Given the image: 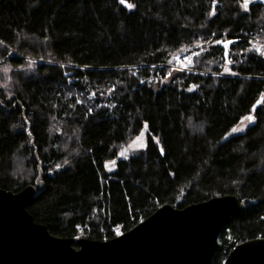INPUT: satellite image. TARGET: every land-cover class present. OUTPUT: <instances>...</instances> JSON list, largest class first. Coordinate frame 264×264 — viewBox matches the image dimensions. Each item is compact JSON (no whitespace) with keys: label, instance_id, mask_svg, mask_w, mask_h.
<instances>
[{"label":"trees","instance_id":"trees-1","mask_svg":"<svg viewBox=\"0 0 264 264\" xmlns=\"http://www.w3.org/2000/svg\"><path fill=\"white\" fill-rule=\"evenodd\" d=\"M127 3L0 0V188L20 191L41 172L44 189L27 207L34 221L59 238L98 241L165 204L234 195L241 214L213 256L223 264L235 245L264 238V103L252 113L264 99V57L247 51L248 41L264 45V4L243 12L218 0L209 17L212 0ZM217 40L237 42L231 65ZM202 43L200 73L168 76L176 54ZM225 66L237 75L220 76ZM250 114L255 123L222 141ZM145 122L146 147L127 151Z\"/></svg>","mask_w":264,"mask_h":264},{"label":"water","instance_id":"water-1","mask_svg":"<svg viewBox=\"0 0 264 264\" xmlns=\"http://www.w3.org/2000/svg\"><path fill=\"white\" fill-rule=\"evenodd\" d=\"M41 174L20 191L0 188V264H213L222 227L242 211L236 196H217L181 209L165 204L107 241L59 238L27 211L44 189ZM223 264H264V238L235 245Z\"/></svg>","mask_w":264,"mask_h":264},{"label":"snow or ice","instance_id":"snow-or-ice-1","mask_svg":"<svg viewBox=\"0 0 264 264\" xmlns=\"http://www.w3.org/2000/svg\"><path fill=\"white\" fill-rule=\"evenodd\" d=\"M119 2H120L121 4H126V6H127L129 9H131V8L134 7V5H132V4H128V3H127V0H119ZM254 2H255V0H237V5H238V7H239L243 12H248V11H250V5H251L252 3H254ZM260 2H261V3H264V0H260ZM217 3H218V0H212V10L208 13L209 17L216 15V5H217ZM212 35L215 36L216 34H215V33H212ZM225 35H227V33H225ZM235 43H237V42H236V41H233V40H217V41H216V44H220V45H222V47H223V50H224V52H223V56H224V59H225L226 62H227V65H231V64L233 63V61H232L231 59H228V57H229V55H230V53H229V46H230V45H233V44H235ZM248 43H249V44H252V41H248ZM0 45H4V42H3V41H0ZM196 47L202 49V45H200V44H197ZM202 50H203V49H202ZM247 51H249V52L254 51V52H255L256 54H258L259 56L264 57V45L253 46V48H249V49H247ZM200 54H201L200 52H195V53H193V55H195V56H199ZM177 59H179V58L177 57ZM185 59H186V61H187V64H191V63H192V58H191L190 56H189V57H186ZM34 63H35V61H29V62H28V67L31 68L32 65H33ZM185 67H187V65H185ZM181 70H183V69H181ZM4 71H5V73H7V72L9 71V69L6 68V69H4ZM224 73H227V74H230V75H237V73H236V72H233V71L231 70V68L228 67V66H225V67H224ZM65 75H68V73H65ZM171 75H172V72H169V73H168V76H171ZM140 82H141V83H144V81H140ZM3 87L6 88L7 85L5 84V85H3ZM197 87H199V86H198V85H193L192 87H190V88L188 89V91H193V90H194L195 88H197ZM109 91H110V92H111V91H114V89H110ZM94 96H95V93H92L91 96L89 97V99H92ZM10 98H11V97H9V99H10ZM77 103H82V101H77ZM262 103H264V99H262V100H258V101L256 102V104H254L253 107H252V113H255L257 105H260V104H262ZM88 112L91 114L92 109L89 108V109H88ZM244 120L248 121L249 124H253V123H255V121H256V116H255L254 114H250V115H247V116L243 117L241 122H243ZM147 127H148V125H147V123L145 122L144 128L147 129ZM242 131H244V128L234 127V128L232 129V132H233V133H238V132H242ZM157 143H159V141H157ZM139 147H140V148H143V147H145V145H144V144H140ZM162 151H163V150H162ZM120 154L123 155V153H120ZM64 163L67 164L68 161L65 160ZM113 163H114V162H113ZM58 167H59V166H58ZM105 167H107V165H105ZM109 170H111V169H109ZM117 234H118V235L121 234V233L119 232V230H117Z\"/></svg>","mask_w":264,"mask_h":264},{"label":"rangeland","instance_id":"rangeland-1","mask_svg":"<svg viewBox=\"0 0 264 264\" xmlns=\"http://www.w3.org/2000/svg\"><path fill=\"white\" fill-rule=\"evenodd\" d=\"M203 44L204 43H202L201 45H202V49L201 48H199V49H195V50H192L193 52H200L201 54L203 53V51L204 50H206V45L204 44V46H203ZM251 46H259V43L257 42V41H255V42H252V44H251ZM190 51H191V49H190ZM200 54V55H201ZM199 55V56H200ZM196 57L197 56H195V59H196ZM174 58V57H173ZM173 58H172V60H173ZM195 59H194V66H193V68H191V69H189V70H180V68L181 67H178V68H172V67H170V65H171V62H172V60H171V62H169L166 66H167V68L169 69V71L170 72H172L173 74H175V73H179V72H183V73H200L198 70H196L195 69ZM181 69H183V68H181ZM221 75L220 76H222V75H224L225 73H220ZM226 75V74H225ZM242 121V118L237 122V124H235L224 136H223V138H222V141H226L228 138H230L231 136H234V135H237V134H241V133H244L245 131H246V129H247V127L250 125L249 123H248V121H246V120H244L243 122H241ZM145 125V124H144ZM144 125H143V127H142V129H141V131H140V133L133 139V140H131L130 142H128L127 143V145H126V148H127V151H130V152H133V151H139V150H143L145 147H146V144H147V135H146V129L144 128ZM234 127H239V128H244V131H242V132H238V133H233L232 132V129L234 128ZM140 144H144L145 145V147H143V148H140L139 147V145ZM108 167H111L110 166V164L108 165ZM79 237V236H78Z\"/></svg>","mask_w":264,"mask_h":264},{"label":"built area","instance_id":"built-area-1","mask_svg":"<svg viewBox=\"0 0 264 264\" xmlns=\"http://www.w3.org/2000/svg\"><path fill=\"white\" fill-rule=\"evenodd\" d=\"M193 53H195V52L188 51V52H185V53H178V54H176L174 56L172 62H171L170 67H172V68L181 67V68H183V70H189V69L193 68V66H194V59H195V55H193ZM189 56L192 58V63L191 64H187V61L185 59L186 57H189ZM177 57L179 59H177ZM185 65H187V67H185ZM181 68H180V70H181ZM117 230H119V232L122 234L120 228H114V235L115 236L121 235V234H119V235L117 234Z\"/></svg>","mask_w":264,"mask_h":264}]
</instances>
